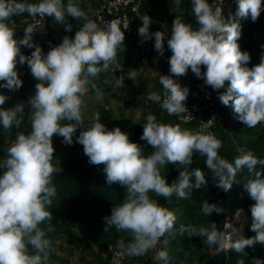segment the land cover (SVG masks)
Here are the masks:
<instances>
[{
	"label": "clouds",
	"instance_id": "obj_1",
	"mask_svg": "<svg viewBox=\"0 0 264 264\" xmlns=\"http://www.w3.org/2000/svg\"><path fill=\"white\" fill-rule=\"evenodd\" d=\"M235 17L255 22L264 11V0H236ZM191 12L198 27L195 29L179 16L173 20L167 48L171 51L169 75L159 74L163 95L150 92L148 99L159 103L169 115L185 111L189 89L181 87L173 77H181L191 69L197 78L214 91L224 106L231 102L237 118L247 128L264 122V55L260 63L249 68L250 55L241 51L237 41L241 37V25L230 16L226 21L222 8L208 0H191ZM27 13L29 16L52 17L57 24L65 25L71 32L67 17L83 20L82 27L74 37L64 36L62 42L45 54L33 42L36 27L29 24L22 38H15L9 21L13 16ZM138 28L141 42L152 40L154 48L162 56L165 51V33L149 31L152 23L148 15L140 18ZM128 27V25L126 26ZM125 35L117 20L106 21L103 27L89 19L74 0H0V88L18 91L23 84L17 64H27L35 78V91L27 104L17 103L11 108L2 107L9 99L0 94V125L10 130L15 126V139L0 159V264H50L55 252L48 233L56 231L52 223V205L57 190L52 184L54 174L61 168L52 164L54 158L53 136L59 135L63 143L71 145L73 135L82 128L77 141L91 165H103L106 183H118L126 189L122 203L105 216V232L115 227L117 231L131 233V240L117 241L121 255L139 257L154 251L161 238L175 236L173 211L162 206L155 193L171 203L173 195L187 198L192 188L199 190L207 183L200 168L188 170L193 163L194 152L206 156L207 168L216 186L224 191L231 189L236 174L244 169L248 179L243 187L255 203L251 206V231L255 236H240L233 240L230 235L217 230L215 223L208 227L189 225L181 227V233L206 237L204 243L247 255L246 247L264 244V159L257 158L252 150L243 147L230 162L219 155L222 142L212 132H197L179 125L158 122L152 114L146 116L141 140L152 147L149 155L129 139V135L115 127L108 130L96 114L90 127L84 126L83 97L91 86L96 97L101 90L93 80L117 64L118 49L124 48ZM21 46L34 48L30 56L21 52ZM202 66L206 71L202 72ZM123 76L120 77L122 81ZM226 82L227 85H226ZM30 110V128L26 134L19 131L25 108ZM176 164L181 170L172 183L161 175L160 169ZM194 178V183L192 182ZM202 211L212 215L222 209L215 204L203 202ZM227 236V238H226ZM56 243H59L58 241ZM153 259L167 262L164 250L156 251ZM254 264L264 260L253 259ZM243 264V261L239 262Z\"/></svg>",
	"mask_w": 264,
	"mask_h": 264
},
{
	"label": "trees",
	"instance_id": "obj_2",
	"mask_svg": "<svg viewBox=\"0 0 264 264\" xmlns=\"http://www.w3.org/2000/svg\"><path fill=\"white\" fill-rule=\"evenodd\" d=\"M64 3H67V0H64ZM179 5L185 13V17L188 21L187 23L193 24L194 15L191 12V0H179ZM236 9L231 17L238 20L241 25V37L237 43L240 45L241 51L249 53L250 61L247 66L251 68L260 63L261 56L264 55V11H261L258 19L253 22L250 17L248 19L235 17ZM28 16L27 13L13 16L12 20L9 21L10 26L13 27L16 32L15 38H22L24 32H17L14 24ZM82 23L83 22L80 24ZM193 25H195L193 26L194 28L198 27L197 24ZM33 42L47 52L51 47L57 46L44 38H33ZM32 51H34V48L21 47V52L29 53ZM150 52L158 53L154 47ZM168 53L169 49L165 44L164 54ZM131 61L132 59L130 57L125 58L121 64L123 67H127L130 65ZM117 68L118 64L114 67H110L108 71L101 73L98 78H96L99 84L109 89L112 81L111 74H122V71H117ZM17 71L20 79L23 81L22 87L16 92L0 88V94L9 97L2 106L5 109L11 108L15 104L21 102L27 104L29 97L32 96L35 91V84L37 81L31 75V72L26 70L22 74L20 73L21 69ZM183 77L186 80L191 79V71L188 70L187 74ZM0 83L3 82L0 81ZM89 94L90 93H87L86 96ZM145 99L146 104L141 111L140 120L134 122H130L129 120L126 121L128 130L131 132L129 139L139 144L144 149L145 155L151 154L153 150L146 141L140 139L143 134V125L146 122V116L148 114L154 115L158 122L179 125L181 128L197 131V121L184 124L180 122L175 115H169L163 110L159 103L150 101L148 99V94L145 96ZM229 106V113L236 114L231 106V102ZM27 113H30V110L26 107L24 114ZM220 115L221 109L219 108L216 126V134L222 142L219 155L232 162L234 158L240 154L239 149L243 147L246 150H252L257 158L264 159V122L258 124L254 128L238 125L232 128V133L230 134L228 133L229 126L225 123L226 120L229 121L228 117ZM91 123V121L84 119L85 127H90ZM30 124V119L23 117V123L19 131H23L27 134L31 130ZM105 126L108 130H112L115 127H119L121 130L123 129L122 126H115L113 123H107ZM82 130V128L76 130L71 145L63 143V138L59 135H54L52 138L55 150L52 164L57 168L60 167L61 171L58 174H54L52 179V184L57 190V195L53 198L52 205L48 210L53 214L52 223L56 231L48 233V238L52 240L53 246L57 241L61 242L63 240H66L68 245L74 246L84 242L83 252L91 258L93 264H112V262H110L111 254L109 253L108 258H106L104 252L107 251L110 245L117 247V241L121 239L127 244L131 240V236L125 233V231H117L115 227L105 232V221L103 218L111 215V209L114 205L123 202L126 189L118 183L109 186L106 183V175L102 170L103 165L95 166L89 164L88 157L84 154L83 146L76 142ZM17 131L18 129H16L15 126L10 130H5L3 126L0 125V133L7 139L5 145H0V159L5 158L7 149L13 143ZM193 168H200L204 172L207 181L199 190L195 188L188 190L189 195L186 199L173 195L171 203L166 201L163 197H158V202L162 206L173 211L176 217L174 226L176 234L174 237L166 235L161 238V250L166 251L170 259L173 257L175 258L173 264H239L241 261H243V264H254V258L264 260V244L256 243L253 247H246L245 252L247 255L237 253L230 249L229 255H227L224 250L219 251L218 255L213 257L205 254L204 248H206V244L204 240L206 237L189 236L186 232H180L182 226L187 227L192 225L199 228L201 226L208 227L209 224L214 221L215 223L220 222L222 211L220 213L213 212L212 215L205 214L202 211L204 201H207L209 204H215L221 209H223L225 204L224 195L218 193L213 186L212 181L214 176L207 168L206 156H201L199 153L194 152L193 163L188 166V170L191 171ZM180 170L181 169L176 164L171 163L160 169L161 175L164 176L168 183H172L176 180ZM2 172L3 170L0 169V174H2ZM248 178L246 169L239 171L231 187L232 205L234 207H245L249 215V224L246 226L245 232L241 235L244 238L255 236V233L251 231L252 216L250 211L255 201L251 199L243 187V183H245ZM192 182L194 183V178ZM149 194L155 195V193L152 192ZM132 258L139 259V262L142 258H145L144 261L147 260V256ZM142 262L143 261H141L140 264H142ZM64 263H68V260L60 255L55 248V252L50 258V264ZM128 263H130V261ZM135 264H138V261Z\"/></svg>",
	"mask_w": 264,
	"mask_h": 264
},
{
	"label": "built area",
	"instance_id": "obj_3",
	"mask_svg": "<svg viewBox=\"0 0 264 264\" xmlns=\"http://www.w3.org/2000/svg\"><path fill=\"white\" fill-rule=\"evenodd\" d=\"M208 2L214 6L222 8V14L226 21L232 16L237 5L236 0H208ZM143 5L144 0H97L92 20L96 21L99 27H103L106 21L117 20L120 29L121 31H124V34L137 36V22L142 17L141 12ZM29 24L36 27L33 38H44L56 45H59L62 42L64 36L63 31L58 25L52 22L51 17L32 16L27 26ZM82 24L79 25V28L82 27ZM127 25L128 27H126ZM151 26L152 27L149 29L151 33L156 31H162L165 33V44L167 46V39L170 38L171 32V27H169L168 22L163 18L154 17ZM152 40L154 41V37ZM42 51L45 54L47 53L45 50ZM22 53L26 56L31 55V52ZM171 55L172 53L170 50L168 54H165L164 60L167 63ZM22 67L25 71H30L27 64H23ZM173 78L177 80L181 87H187L189 89L187 100L184 101L185 111L175 115L177 119L184 124L197 121L198 132L202 131L206 133L210 131L220 140L216 134L220 105L214 95L213 89L206 85L203 79L197 78L196 76H192L189 80L184 79L183 76ZM157 93L163 95V91ZM217 180L218 178H213V186L218 193L223 194L225 197L219 231L226 235H230L233 240H236L245 232V228L249 224V215L245 207H234L232 205L231 189L224 191L217 187ZM108 249L111 254L112 264H129L126 255H121L118 247L110 245ZM229 251L230 249H225L227 255H229ZM142 264L149 263L144 261Z\"/></svg>",
	"mask_w": 264,
	"mask_h": 264
},
{
	"label": "crops",
	"instance_id": "obj_4",
	"mask_svg": "<svg viewBox=\"0 0 264 264\" xmlns=\"http://www.w3.org/2000/svg\"><path fill=\"white\" fill-rule=\"evenodd\" d=\"M29 2L35 3V2H38V0H29ZM74 2L76 4H78V6L88 15L89 19H91V20L93 19L94 10H95L96 4H97V0H74ZM65 4H67V3H65ZM141 13H142V17L145 15H148L151 18V20H153L154 17H159V18L165 19L168 22L169 27L172 26L173 20L175 19L176 16H179L182 20H184L185 23L188 22L186 17H185V13H184L183 9L179 5V0H144V5L142 6V12ZM31 17L32 16H28L27 18H24L23 20L16 22L14 24L16 27V31L17 32H21V31L24 32V29L27 27V24L30 21ZM51 19H52V22L55 23L54 19L52 17H51ZM81 22H83V20L75 19L72 17H67V23L72 25V31L71 32L65 31V25L57 24V23H55V24L58 25L62 29L64 36L71 35V37H74L75 32L77 31V28ZM192 23L196 24L195 17H194ZM193 24H191V25L195 26ZM151 25H152V23H151ZM151 25H150V28L152 27ZM140 26H142V20L141 19H139L137 22V29ZM141 41H142V37L139 34H137V36L125 35V40L123 42L124 48L118 49L116 60H117V64H118L117 71H119V70L122 71L121 75H124V74L127 75L129 73L130 74L132 73L133 76L135 75L134 76L135 77V81H134L135 87L139 88L138 91L145 93V96H146L150 92L163 91L162 85L159 84V74L169 75L170 73L168 70L169 69V63H167L164 60L165 54H163L161 56L159 53H151L150 52L151 49L154 47V41L153 40H149L146 42H141ZM133 51L135 53H133ZM141 55H143V58H140ZM129 57L132 59L130 65L127 66L126 68L125 67L122 68L123 67V65L121 64L122 61L125 58H129ZM135 57H137V58H135ZM136 59H139L138 62L136 61ZM159 61H163V65H160ZM157 67H158V69H157ZM159 67L162 69V71L160 70ZM167 67H168V69H167ZM18 69H21L20 73H22V74L25 72V70L22 68V65H20V64H17V70ZM189 70L191 71V69H189ZM166 71H167V73H166ZM201 71L204 72V71H206V69L202 66ZM149 73H152L153 77L148 75ZM191 73H192V71H191ZM115 74L116 73H112L111 75H115ZM192 76H195V74L192 73ZM131 80L133 81V77H131ZM93 83H94V81H93ZM224 90L225 89H221V90H219V92H223ZM213 92H214V95L219 102V105H220V109H221V115L220 116L225 115L228 117L229 120H231V116H233L234 113L233 114L229 113L228 108L230 107L229 106L230 104L228 106H224L223 104H221V102L218 99L219 92L214 91V90H213ZM145 96H144V98H145ZM86 97H88V96H86ZM144 100H145V104H146V99H144ZM4 138L6 139V137H4ZM5 144H2V145H5ZM219 224H220V222H219ZM206 249H207V251L205 252V254L208 256L215 257L219 253L216 246L210 247V246L206 245ZM104 253H106V252H104ZM108 256H109V252H108ZM108 256H105V257L108 258ZM126 257H127L128 262L131 261L132 257H129L127 255H126ZM110 262H111V259H110ZM153 262H152V264H156Z\"/></svg>",
	"mask_w": 264,
	"mask_h": 264
},
{
	"label": "rangeland",
	"instance_id": "obj_5",
	"mask_svg": "<svg viewBox=\"0 0 264 264\" xmlns=\"http://www.w3.org/2000/svg\"><path fill=\"white\" fill-rule=\"evenodd\" d=\"M69 37H71V35H69ZM133 53L135 52L133 51ZM140 58H143V55H141ZM138 60L139 59H136L137 62ZM159 64L163 65V61H159ZM160 70L162 71L161 68ZM148 75L153 77L152 73H149ZM121 76L124 77L122 81L120 80ZM134 76L132 73L131 74L129 73L127 75L125 74L112 75L111 76L112 81L109 89H106L102 85H100L96 79L93 80L97 88L101 90V97L97 99L95 90H93L91 86H89L88 93L90 94L88 95V97L83 98L84 101L82 107L83 118L87 121L93 122V119L96 116V114H100L101 123H103L104 125L107 123H113L115 124V126L120 125L123 128L122 131L127 133L130 137L131 132L128 130L126 121L129 120L130 122L132 121L134 122L136 120H140L141 111L143 110V106L145 105V100H144L145 93L138 91L139 88L135 87ZM131 77H133V81L131 80ZM23 117L30 119V113L24 114ZM225 123H227V125L229 126L228 133L230 134L232 133L233 127H236L238 125H244L242 122L238 120L237 114H233V116H231V120L229 121L226 120ZM6 142L7 139H5L4 136L0 133V145L5 144ZM149 195L153 199H157L159 201V198L156 195H152V194ZM213 223H215V221ZM215 224L217 226V230L219 231L220 230L219 223H215ZM125 233L131 236V233L129 232L125 231ZM83 246H84V242L79 243L77 246H74V245H68V242H66V240H63L59 243H55L54 245L58 253L64 256L68 260V263H64V264H93V262H91V258L88 257L83 252ZM161 247H162L161 243L159 242L157 248L154 251H149L147 254L143 255L144 257L147 256V260L145 261H147L149 264H152V261H154L153 256L155 255V252L160 251ZM204 251L206 252L207 249L204 248ZM104 255L108 256V249L106 253H104ZM144 259L142 258L141 261L144 262ZM174 259H175L174 257L171 259L168 257L167 262L154 261V263L173 264L175 261ZM137 261L138 264L141 263V261L139 262V259L132 258L130 264H135Z\"/></svg>",
	"mask_w": 264,
	"mask_h": 264
}]
</instances>
